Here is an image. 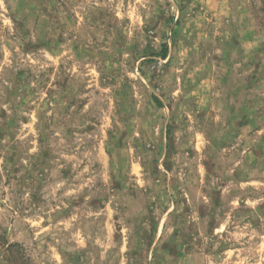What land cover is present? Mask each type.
I'll return each mask as SVG.
<instances>
[{"label": "rangeland", "instance_id": "obj_1", "mask_svg": "<svg viewBox=\"0 0 264 264\" xmlns=\"http://www.w3.org/2000/svg\"><path fill=\"white\" fill-rule=\"evenodd\" d=\"M0 264H264V0H0Z\"/></svg>", "mask_w": 264, "mask_h": 264}, {"label": "trees", "instance_id": "obj_2", "mask_svg": "<svg viewBox=\"0 0 264 264\" xmlns=\"http://www.w3.org/2000/svg\"><path fill=\"white\" fill-rule=\"evenodd\" d=\"M168 54V49H167V46H163V50H162V53H161V56L163 58H165Z\"/></svg>", "mask_w": 264, "mask_h": 264}]
</instances>
